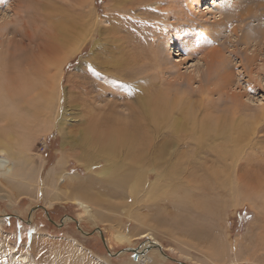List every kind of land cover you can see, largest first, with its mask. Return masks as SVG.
<instances>
[{
    "label": "rangeland",
    "instance_id": "obj_1",
    "mask_svg": "<svg viewBox=\"0 0 264 264\" xmlns=\"http://www.w3.org/2000/svg\"><path fill=\"white\" fill-rule=\"evenodd\" d=\"M76 2L0 0V54L7 48L6 34L19 40L22 36L18 31H24L25 28L24 32L35 36L30 45L26 41L27 37L23 38V44L26 42L23 47L28 49L26 54L28 58L34 53L38 54L45 47L47 34L52 36L59 25L68 26V22L64 24L63 20L86 17L84 14H87L84 19L90 18L89 9L83 12ZM139 2L93 0L91 9L93 14L99 16L100 24H97L92 39L86 42L83 51L77 52L67 61L63 74L64 87L58 102L55 101L52 114L44 109L48 104L44 95L41 97L44 101H39L43 107L33 114L34 117H24L28 121H23V126H12L11 132L17 141L20 140L21 145L30 149L35 168L41 169V182L38 186H32V190L27 187L26 194L19 190L13 192L3 189L0 184V264H5L3 262L9 258L10 252L20 255L27 264H137L132 256L138 252L155 258L153 262L156 264H215L212 261H218V264H264V197L258 198L264 196V122L260 124L257 134L249 136V133L246 135V138L249 136L247 140L236 148L221 141V137L211 139L206 136L202 140L198 139L195 132L194 138L183 139L182 135L169 130H159L153 150L157 153L148 155L147 161H144L152 164L156 171L151 170L152 167L148 168L150 180L140 184L135 195L127 186H123L121 179V175L130 177L131 173H141H135L133 169H143L137 168L136 159L129 156V150H124L126 154L118 151L111 158L100 152L85 136L91 124V114L109 113V106L127 116L136 114L138 109L135 107L139 105L140 96L148 94L149 85L153 90L159 89V80L153 82L155 86L143 83L144 79L139 80L140 84L137 82L140 76L125 80L123 64L141 68L148 65L150 60L151 64L153 59L158 61L159 57L169 63L167 71L176 80L179 73L190 75L191 84L186 85L185 80L182 85L190 92L191 100H195L193 111L197 112L198 122L209 115L218 116L217 113L224 110L233 113L235 108H232V103L240 100L245 110L241 114L234 111L237 117L232 119L233 125L236 128L247 126L248 130L257 128L260 117L264 119L261 116L264 115V0H239L238 8H233L229 16L211 14L216 11L214 5L219 3L217 0H165L168 6H164V10L172 11L173 15L171 25L165 30L162 26L161 32L167 31L166 35L171 39L167 41V36L161 39L158 47L156 42H152L153 35H146L136 48L130 49L126 44V31L129 29L125 21L124 24L122 19L118 22L122 23L119 25L121 29L115 32L108 28L112 16L133 19L136 13L132 15L124 10L132 7L138 12L139 6L132 4L139 5ZM216 21L221 25L216 40L200 34L197 28L200 24L210 26L214 23L213 27L216 28ZM142 25L138 26L139 29ZM80 28L83 27L78 26L76 29ZM118 33L120 37L126 38L120 40ZM100 40L103 44L96 46L95 43ZM9 48L13 49L12 46ZM191 48L197 49V52H192L195 49ZM111 57L116 60L115 64ZM204 57L213 61L212 64L209 61L208 66H212L210 69ZM5 60L12 61L9 56ZM180 63L183 64L177 66ZM116 74L123 79L116 80ZM111 78L114 83L108 80ZM48 84H45L47 88ZM114 93L117 97L112 99ZM103 94L110 97L105 99L101 96ZM234 94L239 95V99L234 100ZM119 97L124 100L118 101ZM110 99L117 101L119 106H112ZM203 100L209 103L203 104ZM126 101L133 105L130 110L124 105ZM20 108L17 107V114L21 113ZM211 109L215 112L211 113ZM178 117L179 124H183V114L179 113ZM35 119L37 123H32ZM63 157L66 162L62 166L59 163ZM109 168L108 175H104ZM51 169L58 180V190L52 189V181L48 177ZM244 171L250 173L252 183H246L244 179L243 183L237 181L240 177L244 178ZM69 173L73 176L69 182L76 177L87 179L89 173L92 175L89 181L93 183L88 180L85 182L90 186L89 197L96 198L91 203L95 205L96 213H86L84 207L75 202L76 197H79L73 193L76 190L69 185L68 177H62ZM155 180L158 183L153 188L150 183ZM207 180L212 184L230 180L235 184L234 190H240L241 195L237 193L236 197L234 194L235 197L229 198L230 205L219 209L222 206L217 201H226L232 191H227L228 187L222 185L223 193H216L218 189L213 188L212 184L210 186ZM245 188L252 192L245 191ZM250 193L251 196L247 195ZM180 196L189 200L196 196L211 197L215 202L213 211L216 212L210 215L197 213V208H202L200 204L196 208L178 209L170 200ZM85 197L90 200L86 194ZM50 200L53 201L51 206ZM117 229L133 235L131 243L118 241L115 236ZM143 233H151L159 242L149 235L142 237ZM178 237H182L185 242L178 243ZM150 240L158 242L157 246L150 244ZM145 243H149L146 250L143 247ZM247 243L255 248L254 251L247 252L242 247L236 251L229 249L225 256L220 252L226 245L237 248ZM252 251L256 256L250 255L251 259H246Z\"/></svg>",
    "mask_w": 264,
    "mask_h": 264
},
{
    "label": "bare ground",
    "instance_id": "obj_2",
    "mask_svg": "<svg viewBox=\"0 0 264 264\" xmlns=\"http://www.w3.org/2000/svg\"><path fill=\"white\" fill-rule=\"evenodd\" d=\"M92 1L93 0H77L76 2L79 6L82 7L81 10H83V12H85L84 10H86V8L89 9L88 14H90L89 15L90 18L84 19L87 17V14H84L83 16H86V17L75 18L74 20L71 19L68 21L63 20L64 24H66L65 21L68 22L67 23L68 26L59 25V27L56 28L58 30H55L52 36L47 34V36H45V47L43 48V50L40 51L38 49L39 53L38 52H37L38 54L34 53V55L32 54L33 56L29 58L26 54L28 49H25L23 47V45L26 43L25 42L23 44V41H24L23 38L27 37L26 41L28 40V42H30L28 45H30L31 42H33V40L35 39L34 38L35 36L33 37L27 31L24 32L25 29L27 28H25L24 31L22 30L18 31V33L22 36L19 40L15 39L14 37L10 38L11 36L9 37V34H6V37H8L7 39L8 42L6 44L7 48L5 51H2V53L0 54V184L2 185L1 188L3 189H8L9 191H13V192H15L16 190H19V191H22L24 194H26L27 187L28 189L30 188L32 190L33 189L32 186L40 185V182H41L40 170L41 169L38 170L35 168V162L33 160V156L31 155V153H29L30 149L28 150L25 145H21L22 142L20 140L17 141V139L15 138V135L11 132V128L15 124H17V126L18 125L23 126V123H24L23 121L27 120L26 118L27 117L29 118L30 115L34 117L33 114L35 115L37 110L40 107L41 108L43 107L41 106L42 103H39V101L40 99L41 101H44L41 98L44 95H45V99L48 100L47 102L48 104L45 105L44 109L45 110L48 109L49 114H52L51 110L55 108V105H56L55 101L58 102L59 96L61 94V90L64 87L63 78L65 77H63L64 76L63 74L65 70L64 67L66 63H68L67 61L70 59L71 56H73L74 54H76L77 52L81 51L84 48L86 42L92 39V36L94 35L93 32H95L94 29L98 27L97 24L99 23V16H97L96 14H93V11L91 9ZM217 2L219 3L214 5V9L216 11H214L211 14H213L214 16H217V15L218 16H222V15L229 16L231 13L230 11L233 8H238L237 6H238L239 0H217ZM136 3H133L132 6L133 5L139 6L138 12L132 7L130 9L126 7V10H124L125 13H132V15H134L133 13H136L133 19L128 18V17L118 19L120 16L114 17L111 15L112 19L110 21V26L108 30L111 29L112 31L115 32L118 29H121L119 25L120 24L122 25V23L124 24L123 21H125L126 26L128 24L127 27L129 29V31L125 30L127 33L126 44L128 47H130V49L136 48L140 39L146 35H153L154 40L152 39L153 40L152 42H156L158 47L161 44V41H162L161 39H165L166 36H167V41L170 40L171 38H168V35H166L167 33H165L167 31L163 33L161 32L162 26L164 28L163 30H165L166 27H169L171 25L170 21L172 20V15H173L172 11L164 10L167 5L165 0H140L139 5H135ZM83 6L85 7V9ZM164 6L165 8H163ZM169 7H170V4H169ZM226 11H228V13ZM120 14H122V12ZM57 19L61 20L60 18H56V20ZM121 19H122V23L119 24L118 22L121 21ZM140 23L143 24L141 29H139V27H141L139 26L141 25ZM215 23L218 25L216 28L213 27L214 23H212L210 26H208V24L207 25L200 24V26H198L197 28L200 30V34H206V37L208 39L216 40L218 37L217 34H219L221 31V28H220L221 25L219 21H216ZM221 23L224 24L222 21ZM78 26H81L84 29H87V31H85L83 28L76 29ZM0 27H2V25ZM67 28H68V31H67ZM100 31L103 33V29H101ZM107 32L108 31H106V33ZM168 32L170 31L168 30ZM0 34L2 33L0 32ZM119 35L120 34L118 33V36ZM126 37L121 35L119 39L121 40L122 38L124 39ZM101 42L98 41L95 43V45L96 46L98 44L102 45L103 42L102 43ZM183 42L181 43L183 44ZM14 45L16 46L14 47ZM9 46L10 47L12 46L13 49L11 50ZM148 48L150 50V47ZM193 49L195 48H191V50ZM8 52H10V54H8ZM192 52L196 53L197 49L193 50ZM194 53L192 54L194 55ZM135 55L139 56V54L137 53ZM7 56H9L10 60L12 61H8L9 58L6 61L5 59ZM158 57L159 56H157L156 58L158 59ZM204 58H205L206 66H208L210 60L206 59V57ZM155 60L154 59L152 60L153 61L152 64L150 60V63L148 65H146L145 63L144 65L146 66H142L141 68L123 64L125 66V70H124L125 75L123 74V76L125 77L124 78L125 80L131 79L135 76H140L137 82L140 83V81L144 79L142 80V82L148 83V84L152 83L151 86L156 85L153 83L154 81H157L156 79L159 80V85H160V87H158L159 89L155 88V90H153L152 88H149L150 87L149 85L147 89L148 94L144 96L143 95L140 96L141 99L138 101L139 105L138 107H135L138 109L136 110V114L128 113L129 116H127L123 112L121 113L119 110H115L114 107L113 109L111 106H109L107 110L109 111V113H106V111L104 110L105 112H97V113L91 114V118H90L91 124L90 126H88V130L85 133L86 140L88 139L90 143L95 144L98 150L100 152H103L106 156L113 158L114 157L113 155L117 154L118 151H122V153H124V150L128 149L130 152L129 156H131L133 159H136L135 165H138L137 168L138 167L143 168L140 171H136L135 169H133L135 173L141 172L140 174L131 173L129 174L130 177L121 175V179L123 180V183H124L123 186H127L126 188H129L130 192L133 195H135L137 191V187L139 188L140 184L141 185L144 184V182L147 181V179L150 180L151 175L149 173L150 170L148 168L152 167L151 170L155 169L152 164L149 165V162L147 164L144 161H147L148 155L151 156L157 153V152L156 153L153 152V150L155 149L154 141L157 137V133L159 130H163V129L169 130L172 133H175L179 136L182 135L183 139H188L191 137L194 138L195 132H196L195 135L198 136V139H202V140L206 136H210L211 139H216L217 137H221V141L227 142L228 144H231L232 147L236 148V147L241 146V144L244 141H246L249 136L255 133L257 134L259 132L258 128L260 124L262 125L264 122V119H261L260 117V119L257 121V126H258L257 128L256 127L253 129L250 128L251 130H248L246 128L247 126L245 128H236L233 125L232 119L237 117L236 112L241 114V112L245 110V107L243 106V103L240 100L234 101L231 105L233 109L235 108L234 111L236 112L233 111V113H230L229 110H224V111L217 113L218 116L209 115L207 117H203V120L201 122H198V117L196 116L197 112L193 111V109L196 107V104L194 103L195 100H191V97L189 96L190 92H188L186 90V87L182 85V83L185 82V80H186V85L191 84L190 75L179 73V75H177L179 76V78L177 77L178 80H176L175 77L171 75V72L167 71L170 68V66H168L169 64L168 62H163V59L160 57L158 61H155ZM115 61L113 60V63ZM211 62L213 61H210V63ZM182 64L183 63L177 64V66L178 65L180 66ZM208 67L210 69L212 66L211 67L208 66ZM149 72L150 74H148ZM146 73L148 74L147 75L148 77L145 75ZM114 78L118 81L123 79L118 74H116ZM108 80L112 82L114 81V79L112 78ZM109 81H108V84H109ZM148 81H150V83ZM46 83H49L47 85L48 88L45 85ZM175 89H180V90L176 91ZM206 90L207 89H205V93L207 95ZM101 96H103L105 99L110 97L104 94ZM208 96L209 95H207V97ZM111 97L112 99L113 98L115 99L117 97V94L114 93L111 95ZM238 97L239 95H236V94L233 95L234 100L239 99ZM210 98L209 100L212 101ZM119 100H124V98L119 97L118 101ZM109 101L112 102V106L113 104L119 106V103L117 101L113 102L111 99ZM205 101L207 100H203V104ZM17 104L21 107L20 114L16 113V109L17 107H19ZM124 105L126 109L128 107L129 110L131 109V106H133L127 101L124 102ZM207 108L209 107L207 106ZM212 111L214 110L211 109L210 112L212 113ZM116 112L117 114H115ZM179 113L183 114V124H179V117H178ZM261 116L264 117V115H261ZM49 119L52 120L51 118ZM32 123H37V120L35 119V121H33ZM49 129L50 128L48 127V130ZM249 133L250 135L247 136L246 138V135H248ZM1 155H3V157H1ZM65 162H66V158L63 157L62 160H60L59 164L63 166ZM109 162H111V160ZM53 171L51 169V171L48 172V177H49V180L52 181L51 182L52 189L58 190L59 189L58 180L56 179L55 172ZM108 172H110V168L106 169V171L104 172V175L105 173L108 175ZM71 176L72 175H70L69 173V174L63 175L62 177H68L69 185L73 186V188L76 190V191H73V193H75L76 196H79V197H76L75 202L81 205L82 207H84L86 213L87 212L89 213L90 211L94 213L95 205L92 206L91 203L95 201L96 198L89 197L88 191H89L90 186H87L89 183L85 182V180L89 181L92 175L89 173L87 176L88 177L87 179L76 177L73 180L71 179L72 181H70L71 182L70 183L69 179L71 178ZM250 177L251 175L247 171L245 172L244 178L240 177L241 179H237V181L243 183V179H244L246 183H252L251 182L252 179H250ZM92 179L94 180L95 178L93 177ZM89 182L91 184L93 183L91 180ZM157 183H158L157 180H155L150 183V186L155 188L157 186ZM209 184L211 186L212 183L210 182ZM222 185L225 187H228L227 191L228 189H230L232 192L230 191L231 194L228 196V199L226 201H224V199H223V202L217 201L219 205L222 206V207H219V209H225L227 206H229L230 205L229 198H232L234 194L236 197H238L237 193H240L241 195L240 190L238 191L234 190L235 184H233L232 181L230 180H225L223 182L218 181L216 182V184H212V187L217 188L218 191L216 193H218L219 191L221 192ZM207 187H208L207 189L210 191L211 189H209V186ZM254 190L255 189L253 187L252 191ZM206 191L204 190V192ZM245 191L252 192L251 189L249 188L248 190L246 189ZM85 194L88 198H90V200H86ZM247 195L251 196V193ZM261 197H264V196H260L258 198H261ZM165 198H167V196ZM168 198L170 197L168 196ZM209 198L208 196H206V198L202 196L200 197L196 196L195 199L192 198L191 200H189L186 197H181V198L175 197L174 199L170 200V202L174 205V207L178 209L184 208V207L189 208L192 206L196 208L197 205L200 204L202 208H197L198 209L196 210L197 213L199 212L202 214L210 215V213H213V212L215 213L216 211H213L215 210L213 209L215 202L212 201L211 197ZM49 204L50 206L53 205V201L50 200ZM147 235L151 236V233H147V234L143 233L142 237H145ZM115 236L118 238L117 239L118 241L123 242V243H131L132 237H133V235L128 233V231L118 230V229L115 232ZM153 239L155 241H158L154 237ZM178 239L179 237L176 238V241ZM158 242L154 243L151 240L149 241V243L152 245L154 244V246H157ZM182 242H185V240L181 237V239L178 240V243H182ZM149 243L144 244L143 246L144 250H146V247L148 246ZM232 246L229 244L225 246V249L220 248L221 249L220 252L223 254L222 256H225L226 252L229 249L230 250L233 249L234 251H236L238 250V248L240 250L245 248L247 252L253 249L250 243H247L245 245L244 244L239 245L237 248H233ZM156 249H158V247H156ZM253 251L251 253L249 252L248 256L246 255L247 256L246 259H251L249 258L250 255L256 256L254 255L256 250L255 252ZM180 252H182V250ZM8 255H9V258L3 263L5 264H27V261L25 262V260H23V258L16 253L10 252ZM132 258L134 259L135 262H137V264L138 263L140 264H156L157 263V262L156 263L153 262V259L155 258H152L149 255H140L139 252L135 254L134 257L132 256ZM212 262H215V264H218L217 263L218 261L217 262L212 261Z\"/></svg>",
    "mask_w": 264,
    "mask_h": 264
}]
</instances>
